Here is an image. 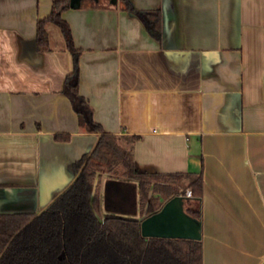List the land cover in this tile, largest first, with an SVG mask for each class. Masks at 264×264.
I'll return each mask as SVG.
<instances>
[{"label": "crops", "instance_id": "crops-1", "mask_svg": "<svg viewBox=\"0 0 264 264\" xmlns=\"http://www.w3.org/2000/svg\"><path fill=\"white\" fill-rule=\"evenodd\" d=\"M52 1L0 0V214L46 208L98 137L63 91L74 55L56 23L38 47ZM130 3L159 12V39L120 0L61 12L79 94L138 170L201 175L203 264H264V0ZM94 185L102 216L105 185L132 193L117 213L139 216L135 180L104 171Z\"/></svg>", "mask_w": 264, "mask_h": 264}, {"label": "trees", "instance_id": "trees-1", "mask_svg": "<svg viewBox=\"0 0 264 264\" xmlns=\"http://www.w3.org/2000/svg\"><path fill=\"white\" fill-rule=\"evenodd\" d=\"M123 8L135 12L156 39L160 35L158 11H137L130 0ZM69 0H53L49 15L38 21L36 40L48 49L44 22L50 20L62 30L74 55L73 71L67 75L64 93L69 97L80 126L98 133L93 148L73 163L74 179L44 209L37 213L0 214V264H203L202 240L143 237L140 222L157 212L171 197L185 200L187 213L201 219L203 180L200 174L179 172L148 173L134 166L131 150L122 147L113 134L103 130L92 117V109L78 92V51L73 46L68 24L61 12ZM68 139L69 135H55ZM132 136L131 140L136 139ZM122 169L125 178L137 182L139 216L114 212L97 214L100 198L95 179L103 168L112 175ZM116 175V174H115ZM185 180L184 187L180 183Z\"/></svg>", "mask_w": 264, "mask_h": 264}, {"label": "water", "instance_id": "water-1", "mask_svg": "<svg viewBox=\"0 0 264 264\" xmlns=\"http://www.w3.org/2000/svg\"><path fill=\"white\" fill-rule=\"evenodd\" d=\"M83 0H69V7L78 8ZM113 3L116 0H112ZM183 194L168 199L157 212L143 218L140 232L143 237L201 239V220L185 210Z\"/></svg>", "mask_w": 264, "mask_h": 264}, {"label": "rangeland", "instance_id": "rangeland-1", "mask_svg": "<svg viewBox=\"0 0 264 264\" xmlns=\"http://www.w3.org/2000/svg\"><path fill=\"white\" fill-rule=\"evenodd\" d=\"M105 172H107V168H103ZM115 174L113 176L115 177H123L122 175V169L120 167L115 168L113 171ZM100 189V188H98ZM123 190H120L119 187H113V186H106L104 187V202L102 203V209L106 212H114L117 213V210H121L123 207L124 208H129L128 206L130 205V198H131V192L125 191L122 193ZM123 198L122 203L118 204L116 203L119 200ZM126 201V202H125ZM123 205V207H122ZM99 212V210H98ZM100 217L102 216L101 213L99 212Z\"/></svg>", "mask_w": 264, "mask_h": 264}, {"label": "built area", "instance_id": "built-area-1", "mask_svg": "<svg viewBox=\"0 0 264 264\" xmlns=\"http://www.w3.org/2000/svg\"><path fill=\"white\" fill-rule=\"evenodd\" d=\"M185 196H187V197H190L191 196V191L189 189H187L185 191Z\"/></svg>", "mask_w": 264, "mask_h": 264}]
</instances>
